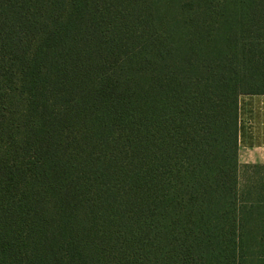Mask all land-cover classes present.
Listing matches in <instances>:
<instances>
[{
  "label": "trees",
  "instance_id": "1",
  "mask_svg": "<svg viewBox=\"0 0 264 264\" xmlns=\"http://www.w3.org/2000/svg\"><path fill=\"white\" fill-rule=\"evenodd\" d=\"M264 0H0V264H264Z\"/></svg>",
  "mask_w": 264,
  "mask_h": 264
},
{
  "label": "crops",
  "instance_id": "2",
  "mask_svg": "<svg viewBox=\"0 0 264 264\" xmlns=\"http://www.w3.org/2000/svg\"><path fill=\"white\" fill-rule=\"evenodd\" d=\"M239 161L264 164V94L239 97Z\"/></svg>",
  "mask_w": 264,
  "mask_h": 264
}]
</instances>
